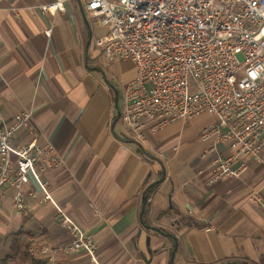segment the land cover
Instances as JSON below:
<instances>
[{
    "label": "crops",
    "instance_id": "crops-1",
    "mask_svg": "<svg viewBox=\"0 0 264 264\" xmlns=\"http://www.w3.org/2000/svg\"><path fill=\"white\" fill-rule=\"evenodd\" d=\"M53 1L0 0V123L32 110L14 141L35 136L54 146L59 161L44 173L51 197L93 235L96 259L63 249L71 235L33 183L23 212L12 209L10 190L1 205L0 264H264L263 164L239 157V176L211 182L215 154L203 153L213 138L201 131L215 118L207 113L136 139L118 114L133 62L105 58L94 44L107 28L88 0H64L54 13L37 8ZM112 60L123 63L121 85L106 76ZM215 148L232 154L227 143ZM254 190L263 204L247 199Z\"/></svg>",
    "mask_w": 264,
    "mask_h": 264
},
{
    "label": "built area",
    "instance_id": "built-area-1",
    "mask_svg": "<svg viewBox=\"0 0 264 264\" xmlns=\"http://www.w3.org/2000/svg\"><path fill=\"white\" fill-rule=\"evenodd\" d=\"M63 1L37 8L54 13L63 9ZM85 9L107 28L94 40L104 57L134 64L120 117L136 139L142 140L143 131L154 134L174 120L208 113L215 122L202 129L201 137L213 138L203 153L215 154L211 182L239 176L246 168L244 162L235 165L239 157H252L264 167L259 153L264 148V0H88ZM31 117L26 108L17 120L0 123V208L10 190L12 209L23 212L25 187L34 183L42 192L39 201L53 202L58 222L71 235L63 249H83L95 261L93 235L51 197L44 173L59 161L54 146L38 144L35 136L14 141ZM217 142L227 143L232 154H218ZM28 194L36 197L35 191ZM247 199L263 204L259 190ZM57 250L40 249L43 254Z\"/></svg>",
    "mask_w": 264,
    "mask_h": 264
},
{
    "label": "rangeland",
    "instance_id": "rangeland-1",
    "mask_svg": "<svg viewBox=\"0 0 264 264\" xmlns=\"http://www.w3.org/2000/svg\"><path fill=\"white\" fill-rule=\"evenodd\" d=\"M122 65L123 63L121 62V60H112L109 63V67L106 69V76L110 78L112 82L116 85H121L120 81L124 79L123 74H122ZM193 89L194 87L192 83H190L189 90L192 91ZM179 120H182V119H179Z\"/></svg>",
    "mask_w": 264,
    "mask_h": 264
},
{
    "label": "water",
    "instance_id": "water-1",
    "mask_svg": "<svg viewBox=\"0 0 264 264\" xmlns=\"http://www.w3.org/2000/svg\"><path fill=\"white\" fill-rule=\"evenodd\" d=\"M118 114H120V112H118ZM145 202H146V195H143V197H142V204H143V206H144Z\"/></svg>",
    "mask_w": 264,
    "mask_h": 264
},
{
    "label": "trees",
    "instance_id": "trees-1",
    "mask_svg": "<svg viewBox=\"0 0 264 264\" xmlns=\"http://www.w3.org/2000/svg\"><path fill=\"white\" fill-rule=\"evenodd\" d=\"M260 261L263 262V261H264V257H262V258L260 259Z\"/></svg>",
    "mask_w": 264,
    "mask_h": 264
}]
</instances>
